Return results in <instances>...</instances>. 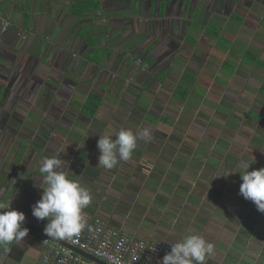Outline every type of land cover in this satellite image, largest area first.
Returning <instances> with one entry per match:
<instances>
[{
	"label": "crops",
	"instance_id": "crops-1",
	"mask_svg": "<svg viewBox=\"0 0 264 264\" xmlns=\"http://www.w3.org/2000/svg\"><path fill=\"white\" fill-rule=\"evenodd\" d=\"M94 1L0 0V203L44 229L39 166L58 156L83 211L145 240L201 235L206 264H264V213L239 194L241 161L264 168V0H103L106 22ZM121 128L152 138L105 169L97 141ZM28 229L0 264H53Z\"/></svg>",
	"mask_w": 264,
	"mask_h": 264
},
{
	"label": "clouds",
	"instance_id": "clouds-1",
	"mask_svg": "<svg viewBox=\"0 0 264 264\" xmlns=\"http://www.w3.org/2000/svg\"><path fill=\"white\" fill-rule=\"evenodd\" d=\"M150 130L138 132L119 129L100 136L97 148L100 151L98 165L111 170L120 161H129L138 146V141L151 140ZM255 163V162H254ZM247 161H241L242 183L239 194L253 202L257 210L264 213V168L249 171ZM63 169V161L58 156L45 157L40 161L41 198L32 206V215L38 220L47 221L43 229L48 238L71 239L79 236L86 226L83 210L91 203V193L75 180L70 179ZM226 177V176H225ZM0 208V248L7 250L13 243H23L29 229L23 226L25 213L10 208L11 200ZM215 255L213 243L198 234H189L171 243V249L158 264H206Z\"/></svg>",
	"mask_w": 264,
	"mask_h": 264
},
{
	"label": "built area",
	"instance_id": "built-area-1",
	"mask_svg": "<svg viewBox=\"0 0 264 264\" xmlns=\"http://www.w3.org/2000/svg\"><path fill=\"white\" fill-rule=\"evenodd\" d=\"M102 1L99 0V4ZM98 8L97 14L103 19V22H106L100 7ZM9 25H11L9 17L0 16V44L2 35L7 31ZM131 61L141 71L147 70V63L141 57L132 56ZM0 205L3 204L0 203ZM10 208L18 210L15 207ZM1 209L6 210L5 208ZM83 215L86 226L81 234L71 239L63 240L108 264H158L163 256L170 251L171 243H174L169 240L137 238L96 215H91L85 211H83ZM37 222L38 225L42 224L41 220ZM42 238L48 245L46 252L42 256L44 262L53 264H99L81 256V254L76 253L65 244L51 242L45 235H42Z\"/></svg>",
	"mask_w": 264,
	"mask_h": 264
},
{
	"label": "trees",
	"instance_id": "trees-1",
	"mask_svg": "<svg viewBox=\"0 0 264 264\" xmlns=\"http://www.w3.org/2000/svg\"><path fill=\"white\" fill-rule=\"evenodd\" d=\"M98 6H99V0L98 1H94V5H93L94 10H97ZM11 26H12V21H11V25H9L8 29L11 28ZM245 54H247V55L251 54V51L246 50ZM253 56L255 57L254 60H253V63L262 64L260 59L257 56H255V55H253ZM179 87H181V85ZM184 93H187V91L185 90ZM99 101H100V99L96 95H89V97L87 98V100L85 101V103L82 106L83 111H85V113H88V115L92 116L93 113L98 108Z\"/></svg>",
	"mask_w": 264,
	"mask_h": 264
},
{
	"label": "water",
	"instance_id": "water-1",
	"mask_svg": "<svg viewBox=\"0 0 264 264\" xmlns=\"http://www.w3.org/2000/svg\"><path fill=\"white\" fill-rule=\"evenodd\" d=\"M0 211H4V210H2V209L0 208ZM23 226H25V227H27V228H30V229H32V230H34V231H37V232H38L39 234H41V235H45L43 229H41L40 227L35 226V225H33V224H30V223H28V222H26V221L23 222ZM45 236H46V235H45ZM53 239H54V238H53ZM60 240H61V239H60ZM62 242H63L65 245H67L68 247L72 248L76 253H79V254L83 255L84 257H86V258H88V259H91V260H93V261H95V262H97V263H100V264H108V263H106L105 261H103V260H101V259H99V258H96V257L90 255L89 253H86V252H84V251H82V250H79L77 247H75V246H73V245H70V244L66 243L65 241H63V240H62Z\"/></svg>",
	"mask_w": 264,
	"mask_h": 264
},
{
	"label": "rangeland",
	"instance_id": "rangeland-1",
	"mask_svg": "<svg viewBox=\"0 0 264 264\" xmlns=\"http://www.w3.org/2000/svg\"><path fill=\"white\" fill-rule=\"evenodd\" d=\"M0 16H4V15H0ZM220 107V110L222 111V105L219 106ZM224 111H227V110H224ZM233 111V110H232Z\"/></svg>",
	"mask_w": 264,
	"mask_h": 264
},
{
	"label": "flooded vegetation",
	"instance_id": "flooded-vegetation-1",
	"mask_svg": "<svg viewBox=\"0 0 264 264\" xmlns=\"http://www.w3.org/2000/svg\"><path fill=\"white\" fill-rule=\"evenodd\" d=\"M97 11V10H96Z\"/></svg>",
	"mask_w": 264,
	"mask_h": 264
}]
</instances>
